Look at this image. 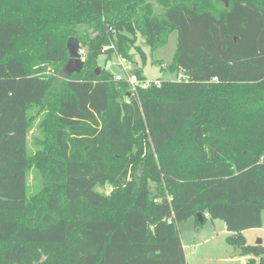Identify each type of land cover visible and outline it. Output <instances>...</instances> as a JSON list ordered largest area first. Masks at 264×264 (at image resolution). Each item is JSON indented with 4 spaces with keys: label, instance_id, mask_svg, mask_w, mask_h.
Returning a JSON list of instances; mask_svg holds the SVG:
<instances>
[{
    "label": "trees",
    "instance_id": "obj_1",
    "mask_svg": "<svg viewBox=\"0 0 264 264\" xmlns=\"http://www.w3.org/2000/svg\"><path fill=\"white\" fill-rule=\"evenodd\" d=\"M173 31L171 63H155L175 80L133 95L98 67L144 66L138 36L156 51ZM71 37L84 66L65 77ZM96 171L111 190L92 199ZM263 211L264 0H0V264H186L189 219L221 221L264 264L242 238Z\"/></svg>",
    "mask_w": 264,
    "mask_h": 264
},
{
    "label": "rangeland",
    "instance_id": "obj_2",
    "mask_svg": "<svg viewBox=\"0 0 264 264\" xmlns=\"http://www.w3.org/2000/svg\"><path fill=\"white\" fill-rule=\"evenodd\" d=\"M156 9L159 11L160 6L156 5ZM177 38V32L173 31L169 35L166 45L156 51H150L145 45L144 39L138 36L137 45L142 49L146 56L144 66L138 55L134 56V61L131 63H128L125 60L123 61L117 55L108 57L102 55L98 57V67H105L113 76H117L122 73V67L120 65L122 64L127 71L140 69L147 80H175L176 76L174 74H171L166 70L162 71L159 64L155 63V61H159L164 65H169L171 63L177 46ZM56 79L58 82L61 81L60 77H57ZM38 124L39 119H35L30 126L27 137L28 154L33 160L27 176L29 196L38 193L43 186V176L36 165L35 158L38 146L34 139L36 137H42ZM137 179L138 181H141V171H137ZM85 180L87 179L81 178L78 180H69L68 182L78 188L79 186L77 184H81V182ZM90 182V184L83 182L82 189L84 190V193L86 192V194L89 197H92V199H94L93 197L106 195L111 190V185L109 183L104 184L103 176L97 171L93 174ZM177 230L183 246L186 264H260V257L248 253H242L235 257L231 256L235 252V247L226 241L228 232L221 221H211L207 219L203 224H196L193 219H189L186 222L180 223ZM242 238L245 245L255 246L257 241L261 240L262 245L264 246V211L262 212L261 227L242 232Z\"/></svg>",
    "mask_w": 264,
    "mask_h": 264
},
{
    "label": "water",
    "instance_id": "obj_3",
    "mask_svg": "<svg viewBox=\"0 0 264 264\" xmlns=\"http://www.w3.org/2000/svg\"><path fill=\"white\" fill-rule=\"evenodd\" d=\"M66 48L68 51V60L62 67V73L65 77H69L70 75L74 73H79L83 66H84V60L80 59L78 51L80 50V44L79 41L76 38H69L66 43ZM96 73H99V69H96ZM197 217L200 219L201 215L197 214ZM201 223V222H200ZM257 252L264 257V246L262 245V241L258 240L255 244ZM243 251L235 247V252L231 255L232 257L241 255Z\"/></svg>",
    "mask_w": 264,
    "mask_h": 264
},
{
    "label": "built area",
    "instance_id": "obj_4",
    "mask_svg": "<svg viewBox=\"0 0 264 264\" xmlns=\"http://www.w3.org/2000/svg\"><path fill=\"white\" fill-rule=\"evenodd\" d=\"M113 46L110 44L109 47L106 49H112ZM80 59L84 60L85 51L84 49H80L78 51ZM122 67V73L121 75L113 76L114 81L116 82H125L129 86V90L133 95L137 94L138 89H147L150 85L159 87L161 84L160 80H147L143 75V79L138 78L136 74H134L132 71H127L124 69L122 64H120ZM205 217H208V214L205 215ZM172 221H168V224H171Z\"/></svg>",
    "mask_w": 264,
    "mask_h": 264
},
{
    "label": "crops",
    "instance_id": "obj_5",
    "mask_svg": "<svg viewBox=\"0 0 264 264\" xmlns=\"http://www.w3.org/2000/svg\"><path fill=\"white\" fill-rule=\"evenodd\" d=\"M228 232V231H227ZM229 234V233H228Z\"/></svg>",
    "mask_w": 264,
    "mask_h": 264
}]
</instances>
